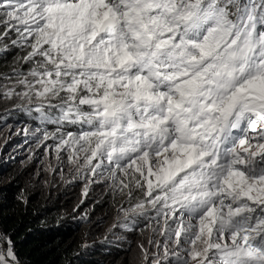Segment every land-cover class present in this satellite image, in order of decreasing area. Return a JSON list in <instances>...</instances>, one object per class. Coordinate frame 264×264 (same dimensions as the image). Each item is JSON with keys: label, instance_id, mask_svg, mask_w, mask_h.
<instances>
[{"label": "snow or ice", "instance_id": "1", "mask_svg": "<svg viewBox=\"0 0 264 264\" xmlns=\"http://www.w3.org/2000/svg\"><path fill=\"white\" fill-rule=\"evenodd\" d=\"M0 28L30 49L0 96L136 200L165 238L150 264H264V0H0ZM0 264H20L2 232Z\"/></svg>", "mask_w": 264, "mask_h": 264}, {"label": "trees", "instance_id": "2", "mask_svg": "<svg viewBox=\"0 0 264 264\" xmlns=\"http://www.w3.org/2000/svg\"><path fill=\"white\" fill-rule=\"evenodd\" d=\"M10 63L9 60H0V74L12 76L14 67L9 66ZM0 165L8 167L7 171H0V176L10 181L0 183V228L11 239L21 264H116L118 254L103 255L99 246L96 250L82 248L84 238L91 237L93 232L85 230L73 219L85 218V212L73 204L70 209L66 203L60 202L66 200L63 199L66 191L62 187L49 188L44 193L30 190L28 184L32 178L28 171L19 173L14 164L0 162ZM135 195L139 198L141 193L137 191ZM126 198L125 195L118 198L109 188L96 208L106 206L108 209ZM135 202L133 199L129 204ZM3 247L6 248L7 244Z\"/></svg>", "mask_w": 264, "mask_h": 264}, {"label": "rangeland", "instance_id": "3", "mask_svg": "<svg viewBox=\"0 0 264 264\" xmlns=\"http://www.w3.org/2000/svg\"><path fill=\"white\" fill-rule=\"evenodd\" d=\"M4 131L5 129L0 128L1 133ZM8 145L11 144L8 143ZM60 157V159H57L55 145H53L45 146L37 151L30 150L23 157H19L17 162H9L12 155L4 156L3 160L8 162L9 165L14 164L19 173L26 170L31 174L32 180L28 184L30 190H38L44 193L49 188L62 187L66 191L63 198L66 200L60 202L66 203L67 208L71 209L74 205L80 211L89 212L90 222L88 226L92 231L103 227V234H99L96 237H105L123 245L126 252L124 256L116 261V264H150V261L155 256L163 255L162 243L161 247L157 248L155 242H163L165 238L160 236L158 232L152 231V226H155L154 221L136 228L130 221L137 223V220H130V215L126 218L123 212L120 211L121 208L126 209L125 206L117 207L115 205L108 209H106V206L101 209L96 208L95 205L101 203L106 190L112 188L110 187L111 181L103 180L100 183H89L90 179L94 180L95 178L90 177L87 171L77 172L76 166L69 163L67 152L62 151ZM7 169L8 167L0 165V171H7ZM11 178L15 180V177ZM7 181L6 177L0 176V183L6 184ZM86 185L88 186L87 195L84 194ZM150 223L152 226H150ZM124 224H128L133 230L129 231L121 227ZM149 240H152L153 243L150 244ZM141 245L149 253L148 261H145V254L141 249Z\"/></svg>", "mask_w": 264, "mask_h": 264}, {"label": "clouds", "instance_id": "4", "mask_svg": "<svg viewBox=\"0 0 264 264\" xmlns=\"http://www.w3.org/2000/svg\"><path fill=\"white\" fill-rule=\"evenodd\" d=\"M0 31H3V29L0 28ZM14 39H16L15 32L10 33V36L5 39L4 43L8 44L9 50L7 52H0V60H9L11 62L9 66L18 68L21 71L26 72L28 70V65L24 64L22 60L18 61L17 58L26 55L27 51L30 49L21 50L20 48L12 46L11 42ZM0 84H5L11 87L15 84V80L13 79L11 81H3L0 82ZM16 90L21 91L22 89L20 87H17ZM52 102L56 103V101ZM38 103L39 101L35 100V98L33 99L32 104L29 105L26 99H21L19 96H14L12 99H4L2 96H0V115L3 116L0 117V128L5 129L3 133L0 132L1 163L4 162L8 164V162H5L3 160L4 156L8 157V155H12V158H10L9 162H17V159L19 157H23L30 150L37 151L44 148L45 146H53L56 144V141L54 140L43 139V130H46L48 132H54L56 131L55 125L42 126L38 120L34 119L37 113H28L21 110L22 107L25 105H27L28 107H35ZM8 143H10L11 145H8ZM116 194L118 195V198H124V195H121L119 193ZM129 203L130 202L128 198H126L116 206H125V208L127 209L133 205ZM95 207H97V205H95ZM83 212L86 213L85 218L72 217L74 220H76L75 223H81V225L85 227V230L89 229L90 232H93V235L91 237L84 238L82 242V248H90L91 250H96V246H99V252L103 255L118 254V258L116 259V261H118L120 257L124 256L126 252L124 251L123 245L119 244L118 242L111 241L110 239L105 237H96L99 234H103V227L92 231L88 226L90 222V213L87 211ZM154 214V211L149 209L147 215L150 217ZM129 219L137 220V223L133 221V224L136 228L150 222L149 220L143 219L141 217H135L131 214ZM0 232L4 233L1 228Z\"/></svg>", "mask_w": 264, "mask_h": 264}, {"label": "bare ground", "instance_id": "5", "mask_svg": "<svg viewBox=\"0 0 264 264\" xmlns=\"http://www.w3.org/2000/svg\"><path fill=\"white\" fill-rule=\"evenodd\" d=\"M131 222V221H130ZM130 236V235H129ZM125 242V241H124Z\"/></svg>", "mask_w": 264, "mask_h": 264}]
</instances>
